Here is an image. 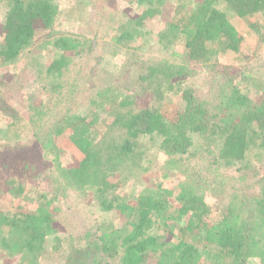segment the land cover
Masks as SVG:
<instances>
[{
	"label": "trees",
	"instance_id": "1",
	"mask_svg": "<svg viewBox=\"0 0 264 264\" xmlns=\"http://www.w3.org/2000/svg\"><path fill=\"white\" fill-rule=\"evenodd\" d=\"M137 2L153 6L160 0ZM3 3L7 4V12L2 25L0 62L9 64L34 44L38 30L54 26L57 5L54 0H4ZM178 4L175 19L161 32L160 42L164 38L170 39L169 43L180 40L184 44L182 63L165 59L153 62L139 77L146 84L134 93L127 90L131 88L128 83L124 87L116 83L104 86L97 99L90 101L95 106L94 114L108 111L113 116L104 136L88 121L90 114L69 109L55 125L43 129V108L33 112L38 143L55 151L54 135L71 129V141L85 155L78 166L60 169L63 186L78 190L94 188L102 199L103 211L117 208L122 213L130 212V216L134 214L135 218L120 228L100 227L97 241L86 252L74 254L79 257L72 254L68 264H108L116 258L121 264H264V177L258 179V193L242 197L240 206L229 202L214 221L209 217L211 207L205 197L206 187H211L212 182L203 184L201 176L192 177L191 184L183 185L182 203L178 207H174L169 199L171 195L162 186L147 189L133 204L115 190L123 179L149 171L158 151L174 161L184 156L194 158L198 137L220 134L223 145L219 160L225 165L245 161L254 150L264 160V98L261 103L254 102L226 83L221 88V103L212 108L208 100L196 96L184 82V77L191 73L192 61L208 64L216 59L220 49L214 45L230 52L246 53L247 39L230 15L241 18L264 15V0H195L193 4L179 0ZM250 27L264 43V18ZM126 34H130L128 30ZM50 43L67 52L76 51L80 41L60 36ZM70 59L66 53L61 54L46 68L53 77L54 93H60L63 87V81L58 79L65 74ZM172 77L180 79L170 84ZM148 90L157 102L167 100L171 94H181L185 105L178 118L169 119L158 105L138 109L133 94ZM3 107L7 105L0 100V111ZM218 118L220 121L216 122ZM116 175L122 180L111 182ZM58 191L57 187L53 190L55 195ZM169 220L181 222V226ZM54 223L50 211L38 209L15 214L0 211V246L20 253L22 264H39L46 239L55 230ZM153 228L169 230L172 241L167 247ZM62 248L61 237L55 236L52 249Z\"/></svg>",
	"mask_w": 264,
	"mask_h": 264
},
{
	"label": "rangeland",
	"instance_id": "2",
	"mask_svg": "<svg viewBox=\"0 0 264 264\" xmlns=\"http://www.w3.org/2000/svg\"><path fill=\"white\" fill-rule=\"evenodd\" d=\"M3 1L0 0V44L7 12ZM54 2L57 5L54 26L38 30L34 44L14 62H0V100L7 105L0 111V211L15 214L41 209L54 214L55 230L46 239L38 257L39 264H68L74 254L86 252L97 241L100 227L120 228L135 218L134 214L130 216V212L122 213L117 208L103 211L102 199L94 188L78 190L63 186L60 169L78 166L85 155L71 141V129L54 135L55 151L38 143L32 123L34 110L43 108L45 112L43 129L55 125L60 115L69 109L90 114L88 121L104 136L113 116L108 111L94 114L91 99H97L108 83L121 87L128 83L131 88L127 90L134 93L146 84V80L139 81V77L153 62L165 59L182 63L184 56V44L180 40L169 43L170 39L164 38L160 42L161 32L175 19L179 0H160L153 6L141 5L137 0ZM230 17L247 39L246 53H234L214 45L220 49L216 59L208 64L192 61L191 73L184 77L185 86L193 89L196 96L208 100L212 108L221 103V88L227 84L235 86L254 102L261 103L264 98V43L250 27L254 21L263 20L264 15ZM126 30L130 34H126ZM60 36L80 41L76 51L66 52L50 43ZM64 53L71 59L64 69L65 74L58 79L63 81V87L60 93H54L53 77L46 68ZM178 78L172 77L168 83H177ZM133 95L138 109L158 105L171 120L178 118L185 105L181 94H171L162 102L155 101L149 90ZM95 137L101 140L99 135ZM222 145L220 134L198 137L193 148L195 157L184 156L176 161L158 151L150 170L123 179L116 193L133 204L147 189L162 186L171 195L169 199L174 207H178L182 203L183 185L191 184L192 177L201 176L203 184L212 182L211 187H206L205 197L211 207L209 217L214 221L229 202L240 206L242 197L258 193V179L264 177V160L258 158L257 150L251 151L245 161L225 165L219 160ZM121 180V176L116 175L111 182ZM55 187L59 189L56 195ZM175 225L181 226V222ZM152 230L161 235L159 239L166 247L172 241L167 228ZM55 236L62 239L63 248L59 251L52 249ZM75 255L74 258L79 257ZM23 261L17 251L0 246V264H22ZM108 264L121 262L116 258Z\"/></svg>",
	"mask_w": 264,
	"mask_h": 264
}]
</instances>
